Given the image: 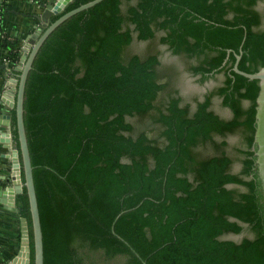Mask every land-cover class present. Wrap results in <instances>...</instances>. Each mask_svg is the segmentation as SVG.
<instances>
[{"label":"trees","instance_id":"1","mask_svg":"<svg viewBox=\"0 0 264 264\" xmlns=\"http://www.w3.org/2000/svg\"><path fill=\"white\" fill-rule=\"evenodd\" d=\"M259 2L264 0H102L47 36L23 99L43 264H264L262 218L249 173L259 87L233 69L237 55L240 71L254 73L264 64ZM2 32L0 45L13 69L21 44L8 39L0 21ZM156 32L172 54L195 60L188 71L200 82L223 72L221 85L193 108L161 80L156 53L126 51L134 39L147 41ZM214 94L231 118L210 108ZM10 116L18 148L14 109ZM135 116L159 125L157 138L144 130L133 135L127 119ZM237 129L246 143L239 149V172L219 150L225 141L213 155L197 151L215 144L214 135ZM15 206L18 221H28L34 264L24 187ZM245 226L251 237L224 238Z\"/></svg>","mask_w":264,"mask_h":264},{"label":"water","instance_id":"2","mask_svg":"<svg viewBox=\"0 0 264 264\" xmlns=\"http://www.w3.org/2000/svg\"><path fill=\"white\" fill-rule=\"evenodd\" d=\"M51 0L42 13L35 17L42 22L37 32L32 35L21 47V56L17 64L13 67V74L7 77L5 82L6 89L2 93L0 103L4 104L6 114H1V122L6 125V130L0 137V142L7 149L3 156L7 159L9 165V175L5 181V187L0 189V203L10 211L17 212L15 206V197L26 190L30 222L32 229L33 256L34 264H43V236L39 216L38 202L35 193L33 180V167L31 165L30 153L26 138V132L23 120V99L26 78L33 59L47 36L63 21L72 15L92 7L102 0ZM71 2L66 8L65 6ZM65 8V9H64ZM61 12V13H60ZM60 13V14H58ZM57 14V15H55ZM55 15V16H52ZM50 24H48L49 18ZM240 56H236L234 71L245 76L250 80L258 81V93L255 98V115H254V134L253 150L255 165L249 173L255 179L256 189L253 191L256 198L253 200L259 207L262 218L260 232L264 234V64L254 73H246L237 68ZM8 67V65H7ZM14 109L15 127L18 140V148L12 144L10 131V110ZM21 173H23V180ZM20 243L16 255L4 264H30V238L28 221L25 217L19 218ZM143 264H145L143 262Z\"/></svg>","mask_w":264,"mask_h":264},{"label":"rangeland","instance_id":"3","mask_svg":"<svg viewBox=\"0 0 264 264\" xmlns=\"http://www.w3.org/2000/svg\"><path fill=\"white\" fill-rule=\"evenodd\" d=\"M256 8L261 12L264 20V2H259ZM264 27V24H262ZM161 32H156L155 37L147 41H134L128 45L126 51L130 54H139L140 56H146L151 53H156L161 61L160 78L163 81H168V89H177L182 97L181 102L183 104L188 103L193 108L196 100H201L206 94H209L216 87L221 85L224 75L223 72H219L214 78L207 79L203 82L198 80L199 77L191 75L188 71V67L191 63H194V59H187L181 55H174L167 49L166 45L159 42ZM169 76V77H168ZM167 90V89H166ZM163 91L160 98L165 95ZM244 106L248 105L247 101L243 102ZM210 108L218 115L225 119H229L232 113L228 107L221 104V99L217 95L212 96V103ZM133 125L132 134L135 135L139 131H147L151 138H157L160 130V126L151 122L149 118L129 117L127 119ZM215 144L207 143L199 146L197 151L202 156L213 155L218 152L216 145L222 141H225L223 147L219 146V150H224L226 154L232 158V164L230 170L234 173L239 172L241 167V154L239 149L246 147L245 132L243 129H237L224 136L214 135ZM234 185H229L232 187ZM252 233L248 231L245 226L244 230L239 234H225L224 238L240 241L244 237H251ZM8 262V261H7Z\"/></svg>","mask_w":264,"mask_h":264},{"label":"crops","instance_id":"4","mask_svg":"<svg viewBox=\"0 0 264 264\" xmlns=\"http://www.w3.org/2000/svg\"><path fill=\"white\" fill-rule=\"evenodd\" d=\"M51 0H0V21L4 31L10 37L16 39L22 45L32 39L42 25L35 15L43 12ZM8 49L0 45V98L5 91L7 77L13 76V69L6 62ZM6 114L4 104L0 103V114ZM6 125L1 122L0 134L4 133ZM2 135H0L1 137ZM7 149L0 142V189L5 187V181L9 175V165L3 156ZM20 243L19 221L16 212L10 211L0 203V264L11 260L17 253Z\"/></svg>","mask_w":264,"mask_h":264},{"label":"built area","instance_id":"5","mask_svg":"<svg viewBox=\"0 0 264 264\" xmlns=\"http://www.w3.org/2000/svg\"><path fill=\"white\" fill-rule=\"evenodd\" d=\"M0 36H1L2 38H5V33L2 32V33L0 34ZM8 39H13V38L9 36ZM23 45H24V44H23ZM23 45H22V46H23ZM6 62L8 63V59L6 60ZM8 66H9V65H8ZM1 114H2V113H1ZM1 114H0V115H1ZM1 120H3V119L1 118Z\"/></svg>","mask_w":264,"mask_h":264},{"label":"flooded vegetation","instance_id":"6","mask_svg":"<svg viewBox=\"0 0 264 264\" xmlns=\"http://www.w3.org/2000/svg\"><path fill=\"white\" fill-rule=\"evenodd\" d=\"M198 77V76H197ZM204 99V98H203ZM203 99H201L200 101H202ZM231 118V117H230ZM253 147H254V145H253V143H252V145H251V147H250V150L253 152V154H254V150H253ZM242 158V157H241ZM254 164H255V161H254ZM241 168V167H240ZM240 170V169H239Z\"/></svg>","mask_w":264,"mask_h":264}]
</instances>
